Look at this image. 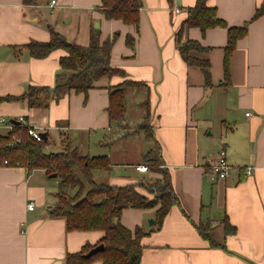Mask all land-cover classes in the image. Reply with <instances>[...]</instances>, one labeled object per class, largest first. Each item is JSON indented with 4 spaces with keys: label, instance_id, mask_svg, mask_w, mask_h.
I'll list each match as a JSON object with an SVG mask.
<instances>
[{
    "label": "crops",
    "instance_id": "0c3cea01",
    "mask_svg": "<svg viewBox=\"0 0 264 264\" xmlns=\"http://www.w3.org/2000/svg\"><path fill=\"white\" fill-rule=\"evenodd\" d=\"M196 2L143 0L136 25L106 18L102 0L34 5L0 0V133L25 122L47 133V151L75 148L83 155H108L112 168L94 170L93 177L113 185L154 182L163 176L161 169H168L180 202L162 225L155 224L158 206L126 208L121 216L131 230L139 226L149 232L142 238L141 264H264V14L253 19L264 0H209L228 26L248 23L227 69V27L204 35L199 27H185L178 36ZM50 26L82 45L89 44L94 29L101 42L114 37L111 64L123 72L100 78L88 93L71 90L54 97L48 107L4 99L21 97L30 85H55L67 51L59 48L38 58L21 47L48 41ZM188 39L208 48L195 54L210 61L211 86L202 68L182 57L179 47ZM126 80L136 85L126 93L125 119L112 124L109 87ZM146 116L163 163L144 172L135 166L148 165L149 141L133 126ZM222 149L230 164L225 178L210 167ZM53 178L44 169L0 166V264H67L68 254L103 237V231L69 230L64 217L50 212L58 201L59 180ZM226 219L234 231H226ZM200 224L207 227L206 235Z\"/></svg>",
    "mask_w": 264,
    "mask_h": 264
},
{
    "label": "trees",
    "instance_id": "16d2710c",
    "mask_svg": "<svg viewBox=\"0 0 264 264\" xmlns=\"http://www.w3.org/2000/svg\"><path fill=\"white\" fill-rule=\"evenodd\" d=\"M25 4H36L38 0H23ZM209 0H197L189 7L187 17L183 21V29L199 27L203 33L214 27H227L228 43L225 47V66H229L230 56L238 41L248 32V23L242 26H228L227 22L217 13L216 6ZM143 0H102L101 11L108 19H121L127 24H139L140 10ZM264 14V2L253 16L257 18ZM51 38L48 41H33L24 46L29 54L43 58L52 51L63 48L67 54L60 59L61 71L56 75L53 87L30 85L21 97L6 96L11 100L24 98L32 107H48L52 99L62 97L67 92L88 93L102 77L123 72L111 64L113 38L100 41V31L94 29L88 45L70 42L67 38L50 26ZM133 38L128 35L127 41ZM180 52L189 65L200 66L204 72L205 84L212 85L210 61L196 55L207 51L198 40L188 39L181 44ZM139 84V83H138ZM134 81L126 80L109 87L110 123L121 124L126 115V93ZM148 115V114H147ZM149 116V115H148ZM145 123L141 128L155 142L154 149H148L145 162L152 169L158 170L163 163L162 147L155 137L154 127L148 129ZM29 124L16 123L7 133H0V166L20 165L28 170L44 169L48 175L57 173L59 180L56 197L58 199L54 215L64 217L69 230L103 231L104 235L96 244H104V250L86 257L93 246H86L78 253H70L66 257L67 264H90L95 259L103 264H141L144 245L142 238L149 234L143 227L134 231L125 226L121 216L126 208L156 209V223L162 225L163 220L175 204H179L168 169H161L163 178H158L152 184L144 181L113 185L98 182L93 177L94 170H110L111 159L108 155H83L75 148H67L61 152L45 150L47 141H38L29 133ZM143 188V192L140 189ZM202 235H206V226L198 225ZM227 232L235 230L226 219ZM213 244H215L213 242Z\"/></svg>",
    "mask_w": 264,
    "mask_h": 264
},
{
    "label": "built area",
    "instance_id": "2783aa9c",
    "mask_svg": "<svg viewBox=\"0 0 264 264\" xmlns=\"http://www.w3.org/2000/svg\"><path fill=\"white\" fill-rule=\"evenodd\" d=\"M56 0H52V3H55ZM180 8H176V11H180ZM29 133L38 141H43L45 140L42 132L38 129V127L36 126H29ZM210 167L213 170V172L215 174L218 175V177L220 178H225L226 176L229 175L230 173V164L228 163L227 160V155H226V151L224 149H222L217 156L212 159L211 163H210ZM135 168L139 171H148V165H144V164H138L135 166ZM247 172L250 174L251 169L248 168ZM30 210H33L35 208L34 203H29L28 205Z\"/></svg>",
    "mask_w": 264,
    "mask_h": 264
},
{
    "label": "rangeland",
    "instance_id": "374dc122",
    "mask_svg": "<svg viewBox=\"0 0 264 264\" xmlns=\"http://www.w3.org/2000/svg\"><path fill=\"white\" fill-rule=\"evenodd\" d=\"M146 114V113H145ZM143 123H145L144 125L149 129L150 128V118L148 117V116H146L145 118H144V122ZM143 126V125H142ZM141 126V123L140 124H137V123H134V128H135V131L136 132H140V133H142L143 134V136H145L146 138H148V141H149V147H148V149L150 148V149H154V147H155V142H153V140L151 139V137H149L146 133H145V131L141 128L142 127ZM100 170H96V172H99ZM160 178H163V176L162 177H160ZM56 178L54 177L53 179H52V182H54V180H55ZM95 180L96 181H100V179H98V178H95ZM157 180V179H156ZM141 181H144L146 184H152L153 182H151V181H149V180H147L146 178L145 179H141ZM152 219V218H151Z\"/></svg>",
    "mask_w": 264,
    "mask_h": 264
},
{
    "label": "water",
    "instance_id": "95a60500",
    "mask_svg": "<svg viewBox=\"0 0 264 264\" xmlns=\"http://www.w3.org/2000/svg\"><path fill=\"white\" fill-rule=\"evenodd\" d=\"M96 27H99L98 23L96 24ZM42 135H43L44 139L46 140L47 139V133H44L43 132ZM51 176L52 177H57V173H53V174H51ZM49 210H50V212H53L54 211V208H50ZM153 222H154V219H151L150 220V223L152 224ZM104 248L105 247H104V244L103 243H101L99 245H96L88 253H86L85 256L86 257H91V256H93V255H95V254L103 251Z\"/></svg>",
    "mask_w": 264,
    "mask_h": 264
}]
</instances>
